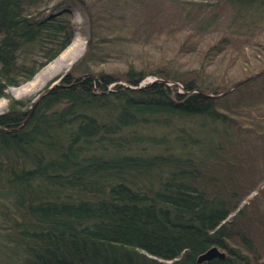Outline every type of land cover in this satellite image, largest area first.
<instances>
[{"label": "trees", "instance_id": "obj_1", "mask_svg": "<svg viewBox=\"0 0 264 264\" xmlns=\"http://www.w3.org/2000/svg\"><path fill=\"white\" fill-rule=\"evenodd\" d=\"M165 1L0 0V264H264V181L242 174L238 155L240 130L264 121L248 118L264 117V70L256 100L224 102L251 72L264 0ZM74 6L90 25L83 58L35 101L13 96L72 42ZM226 10L244 36L219 30ZM136 13L133 34L186 32L175 53L199 65L88 68L102 30L125 34ZM223 53L247 65L239 78L213 72ZM213 246L225 256L198 262Z\"/></svg>", "mask_w": 264, "mask_h": 264}, {"label": "rangeland", "instance_id": "obj_2", "mask_svg": "<svg viewBox=\"0 0 264 264\" xmlns=\"http://www.w3.org/2000/svg\"><path fill=\"white\" fill-rule=\"evenodd\" d=\"M165 1V0H164ZM210 2V0H205ZM163 4H165L166 8H164V13L166 18L164 21H167L169 18V13L171 9V5L165 1ZM136 17L132 18L129 22L130 25L127 26V28L124 31L125 34L118 33L115 30V27L109 29V32H107V29H103L100 34V42L93 41L91 50L88 51L89 54V63L88 68H91L92 71H98V70H111L113 72L116 71H123L126 69L128 65L129 60L138 59V61H144L141 59H145L149 62L154 63H167L169 65H175L178 64L180 68H186L187 66H195L199 65V63L194 62L193 60H188L187 57H182L178 60V55L175 53V48L177 49L178 46L181 43H184V41H187L188 43L191 42L190 39H187L188 34L184 32V34L177 36L171 35L168 31H163V34L160 37H152L149 38L147 36L144 37V35H136L137 33L133 32L132 26H137L136 21L137 17L140 19L139 15L141 13H136ZM171 15V14H170ZM96 16V20L94 24L92 25V28H95L96 24L99 22L100 19L97 21V14H94V17ZM142 16V15H141ZM73 22L76 23V34L74 38L78 37L80 40L84 43V50L83 53L70 65V66H64L58 71H56L54 74L46 78L44 81L38 80V82L34 85L33 89L30 91H18L17 89L20 87H24L25 84L31 82L36 75L43 71L48 70L50 68H53L56 64V59L60 56V54L52 59L51 61L47 62L37 73L36 75L29 81L24 82L18 86L9 87V92L17 97V98H26V97H32V99L35 101L39 97V93L43 90L45 85L51 81V85L56 84V82H59L60 77L62 74L66 73L68 70H70L76 62L80 61L87 51V41L89 37V21H87V16L83 9L79 6H74L72 8V14H71ZM262 20H260L259 25H254V31L256 30L257 33L252 34L249 38V40H252L253 44H250V46L246 47L247 52V58H250L252 61V65L249 66V70L251 71L248 76L245 78H241L240 75H237L241 72H243V69L245 70L247 65L244 63H240L241 61L239 59H236L233 54L230 56L226 53H223V55H219L222 57V60L218 63H216V67H214L213 72L216 73V76L219 75V73H225L226 75H233L236 76V78H239L236 83L241 82L238 86L230 90V94L227 96L224 101L226 104H229L232 108H235V102L242 103V102H249L256 100L258 98V91H260L263 85V81L261 80V77L258 78V75L263 72L264 70V58L259 56V53L262 52L260 49V44L264 49V30L260 33V28L264 27V23H261ZM233 24V25H232ZM217 25L219 27V30L222 29V27L228 28L230 25H232V30L234 32L239 33L240 35H236L238 37L244 36L245 30L247 28L240 24L239 21H233L230 20V12L229 10H226L223 14V17H221L219 20H217ZM87 29V30H86ZM138 30V29H137ZM245 31V32H243ZM242 33V34H241ZM216 34H212L211 39L207 41V43H210L211 41H214L217 39ZM73 38V39H74ZM102 38H105V40L110 41H101ZM73 41V40H72ZM243 44V43H242ZM242 44H238L241 46ZM208 45V44H206ZM68 48V47H67ZM64 50V49H63ZM62 50V51H63ZM175 53V54H174ZM258 55V56H257ZM177 56V61L176 57ZM218 56V57H219ZM234 56V57H233ZM233 57V58H232ZM232 59V62H231ZM196 61V60H195ZM228 65V66H227ZM243 74V73H242ZM60 76L59 78H57ZM255 77L257 79H255ZM57 78V79H56ZM155 79V76L148 75L144 82L146 81H153ZM252 79H255L254 81L250 82ZM250 82V83H248ZM170 84L173 82H169ZM234 83V84H236ZM143 84V83H142ZM178 89L181 90L182 86L181 84H177ZM110 85L109 87H111ZM231 88V87H230ZM229 88V89H230ZM16 90L18 91L16 93ZM7 98L2 97L0 98V112L7 109ZM237 104V103H236ZM259 107H262L260 105ZM261 109H264L262 107ZM259 114V113H255ZM248 118L254 119V121L257 120H264L263 116H259L258 118H254V116L250 115ZM246 122V121H245ZM249 122H246V125H248ZM216 128L217 132L222 128ZM240 134L243 135V137L246 139L247 142H245V147L240 149L239 152V158L242 160V167H241V173L244 174L247 178L249 176L254 177L256 180H259L258 186H261L264 181V121L260 124L252 127H245L240 130ZM256 192H252V194L249 197H252L255 195ZM262 208L258 210V212H264V200L261 202ZM251 230H256L257 228L263 231L262 225L259 226L257 222L251 223L250 225ZM264 254V253H263Z\"/></svg>", "mask_w": 264, "mask_h": 264}, {"label": "bare ground", "instance_id": "obj_3", "mask_svg": "<svg viewBox=\"0 0 264 264\" xmlns=\"http://www.w3.org/2000/svg\"><path fill=\"white\" fill-rule=\"evenodd\" d=\"M67 47L60 53V56L55 61L56 65L53 68L39 72L31 82L25 84L24 87L18 88L17 90L30 91L31 89H33L34 85L38 82L39 79L40 81H44L46 78L54 74L62 67L70 66L83 53L84 43L82 40H80V38L76 37ZM155 79H157V77H155ZM17 90L16 93L18 92Z\"/></svg>", "mask_w": 264, "mask_h": 264}, {"label": "water", "instance_id": "obj_4", "mask_svg": "<svg viewBox=\"0 0 264 264\" xmlns=\"http://www.w3.org/2000/svg\"><path fill=\"white\" fill-rule=\"evenodd\" d=\"M241 82L236 83L234 86H232L230 89H228V91H230L231 89H233L236 86H238ZM56 83H58V82H56ZM224 256H225L224 252H222L218 247L213 246V247L207 249L205 252H202L201 254H199L198 258H197V261L198 262H203V261L210 260V259H212L214 257H224Z\"/></svg>", "mask_w": 264, "mask_h": 264}]
</instances>
